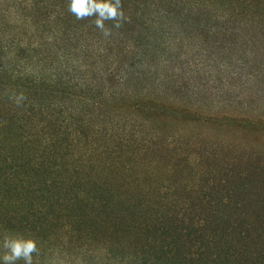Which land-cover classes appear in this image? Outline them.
<instances>
[{
    "label": "trees",
    "instance_id": "16d2710c",
    "mask_svg": "<svg viewBox=\"0 0 264 264\" xmlns=\"http://www.w3.org/2000/svg\"><path fill=\"white\" fill-rule=\"evenodd\" d=\"M69 2L0 0V255L5 237H22L37 243L33 264H175V253L176 264H206L198 261L212 238L162 227L174 205L144 196L146 181L161 172L153 123L178 119L184 109L164 102L187 96L132 85L148 81L155 51L149 38L139 50L124 30L134 25L141 43L136 19L167 17L145 34L172 50L174 35L192 21L216 29L211 16L199 21L198 8L212 0H120V27L104 21L108 36L95 14L78 19ZM173 76L155 78L180 90Z\"/></svg>",
    "mask_w": 264,
    "mask_h": 264
},
{
    "label": "rangeland",
    "instance_id": "374dc122",
    "mask_svg": "<svg viewBox=\"0 0 264 264\" xmlns=\"http://www.w3.org/2000/svg\"><path fill=\"white\" fill-rule=\"evenodd\" d=\"M215 1L198 10L205 13L199 21L205 23L211 16L208 26L215 22L216 29L206 32L207 27L192 21L172 34L177 39L172 50L164 46L161 36L154 35L153 42L145 34L154 21L167 17L137 18L141 43L134 25L129 23L124 30L139 50L145 51L140 44L149 38L155 51L147 59L152 71L148 81L132 85L148 84L168 95L187 96L173 103L161 98L166 106L184 112L174 122L153 123V130L160 128L152 140L160 162L155 160L154 171L161 172L154 181H146L149 192L144 196L160 207L174 205L162 227L189 229L212 238V247L205 248L199 263L264 264V0H241L231 7L227 0ZM225 8L229 9L224 13ZM215 13L222 14L221 19H214ZM164 58L170 63L163 67ZM158 75H174L183 88L167 87L155 78ZM191 113L207 119L189 122ZM175 254L168 257L176 264Z\"/></svg>",
    "mask_w": 264,
    "mask_h": 264
},
{
    "label": "clouds",
    "instance_id": "9594fccd",
    "mask_svg": "<svg viewBox=\"0 0 264 264\" xmlns=\"http://www.w3.org/2000/svg\"><path fill=\"white\" fill-rule=\"evenodd\" d=\"M68 10L82 18L96 15L95 25L102 30L104 36H108L109 30L105 28L104 21L115 20V27H120L119 20L123 17L120 11V0H70ZM17 102L23 96L16 98ZM4 250L0 255V264H15L17 260H23L24 264H33V253L39 255L37 243L33 239L22 237H5L2 242Z\"/></svg>",
    "mask_w": 264,
    "mask_h": 264
}]
</instances>
